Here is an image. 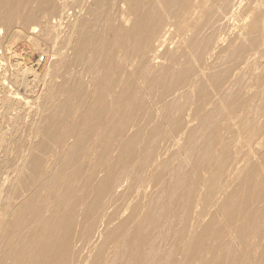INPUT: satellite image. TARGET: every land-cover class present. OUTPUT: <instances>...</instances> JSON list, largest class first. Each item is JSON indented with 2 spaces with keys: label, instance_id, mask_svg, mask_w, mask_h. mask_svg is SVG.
Returning <instances> with one entry per match:
<instances>
[{
  "label": "bare ground",
  "instance_id": "bare-ground-1",
  "mask_svg": "<svg viewBox=\"0 0 264 264\" xmlns=\"http://www.w3.org/2000/svg\"><path fill=\"white\" fill-rule=\"evenodd\" d=\"M251 2L0 0V44H52L47 85L0 58V264H264Z\"/></svg>",
  "mask_w": 264,
  "mask_h": 264
},
{
  "label": "rangeland",
  "instance_id": "rangeland-1",
  "mask_svg": "<svg viewBox=\"0 0 264 264\" xmlns=\"http://www.w3.org/2000/svg\"><path fill=\"white\" fill-rule=\"evenodd\" d=\"M252 1L253 2L250 3V6L252 8L254 7V9L255 8L257 10L259 9L260 11L259 10L258 11L260 13L261 12L263 13L264 12V0H252ZM252 8L250 10L253 11ZM257 10H254L255 13ZM218 12H221V8H218ZM236 12L238 13L237 10H236ZM262 15H260V17L262 16V19L264 20V13ZM237 19H238L237 22H239V23L236 22V24H237L236 27L239 28V26L242 25L243 20L241 17H237ZM239 19H241V20L239 21ZM240 22H242V23H240ZM17 33H19V34L16 36ZM17 33L14 32V33L10 34L8 36V38L6 40L4 39L3 43L0 44V47H1L0 48V58L2 57V59L4 58V59L8 60V61L7 60H5V61L1 60V62L3 61L2 63H5V64L7 63L6 67H7V69L9 68L8 73H9L10 77H12L13 79L17 78L18 74L20 75V78H22V77H23V79L27 78V79H24L27 81L28 80L30 81L33 78L31 75L23 74V72L21 71V68L23 66H25V67L31 68V70H34L36 73L41 74L42 78L38 82L39 86H41L42 83L47 85L49 83V81H51V76L50 77H49V75L45 76L43 73H45V70L47 69V65L50 63V60H52L51 59L52 57L49 54L50 52L48 50V48L52 45L51 41L50 42L40 41L39 43H36L33 41L31 42L30 40L26 39V35L28 33V30H25L24 32H21V33L20 32H17ZM10 38L17 40V42H15L12 46L9 44ZM261 45H262V48L264 49V43H262ZM260 48L261 47H259V49H258L259 51L262 50V48L261 49ZM253 50L255 51V49H253ZM40 56H44V60L38 61ZM251 57H250L249 64H248L249 66L247 67L248 76L251 79H255L259 75V73H261L259 76H262V74L264 76V55L259 57V55L257 53V55H253ZM79 69H83L82 66H78V67L72 66L71 68L63 69L62 70L63 73L60 74V77L57 78V81H60V80L62 81L63 79L70 78L72 75V72L75 70H79ZM11 75H13V76H11ZM83 75L84 76L88 75V73H84ZM29 76H31V77H29ZM249 77H248V79H249ZM46 78H48L49 81ZM32 83H33V81H32ZM20 90L22 91V89H20ZM25 92H26V94L30 95L29 91H25ZM65 96H68V95H65ZM243 96H250V94L246 93V94H243ZM28 99L30 101V107L27 109L26 118H29V124L31 125V124H33V117H34V114L36 113L37 109L35 108V105L33 104L34 103L33 99L31 97H29ZM68 99L71 102L73 100L70 97H68ZM53 100H54L53 102H56L57 98H53ZM248 111H249V109H247L246 107H240V110L235 114V116L237 115L235 117L236 127L243 128L244 126L251 124L253 122V120L254 121L256 120V115L255 114L253 115L252 113H250ZM233 128H235V127H233ZM255 132H256V134H255ZM231 133H233V135H234L235 129H231ZM253 133L255 135H253V139H250L251 142H254V140L256 139L258 134H260L261 138H264V124L262 125V127L260 129L254 131ZM18 144H19V142H18ZM18 144H16V146ZM173 146H175V149H176L178 144L176 145V143H173L171 145L170 149ZM16 149H18V151H20L19 147H17ZM172 149H174V147ZM17 154H19V153H16V157L20 156V154L19 155H17Z\"/></svg>",
  "mask_w": 264,
  "mask_h": 264
},
{
  "label": "built area",
  "instance_id": "built-area-1",
  "mask_svg": "<svg viewBox=\"0 0 264 264\" xmlns=\"http://www.w3.org/2000/svg\"><path fill=\"white\" fill-rule=\"evenodd\" d=\"M42 60H44V56H40L38 59V61H42Z\"/></svg>",
  "mask_w": 264,
  "mask_h": 264
}]
</instances>
